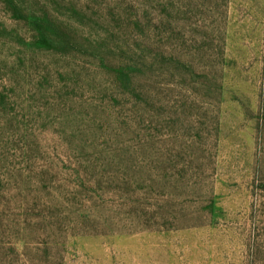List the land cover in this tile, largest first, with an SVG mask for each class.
<instances>
[{"label":"rangeland","instance_id":"rangeland-1","mask_svg":"<svg viewBox=\"0 0 264 264\" xmlns=\"http://www.w3.org/2000/svg\"><path fill=\"white\" fill-rule=\"evenodd\" d=\"M13 1L0 264H264V0Z\"/></svg>","mask_w":264,"mask_h":264},{"label":"trees","instance_id":"trees-1","mask_svg":"<svg viewBox=\"0 0 264 264\" xmlns=\"http://www.w3.org/2000/svg\"><path fill=\"white\" fill-rule=\"evenodd\" d=\"M12 2V4L15 6V12L16 13H19L22 17V19H26L29 23L31 24H36L38 25L39 29H40V32H39V36L40 38H42V40L46 43V44H50L52 42V40L49 38V36H47L49 30H45L46 28L42 27L43 26H46L48 25L47 23L49 22L48 20H46L45 18L43 17H38V16H35V15H28V14H25L21 7L16 4L13 0H10ZM47 31V32H46Z\"/></svg>","mask_w":264,"mask_h":264}]
</instances>
